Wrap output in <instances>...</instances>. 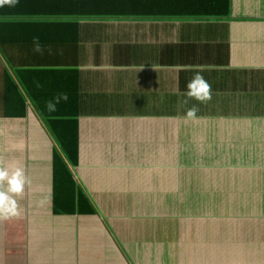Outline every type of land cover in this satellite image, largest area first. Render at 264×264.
Wrapping results in <instances>:
<instances>
[{
	"label": "crops",
	"instance_id": "obj_1",
	"mask_svg": "<svg viewBox=\"0 0 264 264\" xmlns=\"http://www.w3.org/2000/svg\"><path fill=\"white\" fill-rule=\"evenodd\" d=\"M41 1L6 0L0 11L7 18L13 4L25 10ZM167 1L199 7L184 19L147 20L154 24L127 39L104 21L84 20L78 30L49 26L61 37L84 34L92 62L78 60L74 76L46 73V56L0 45V167L9 174L20 168L26 178L22 194L9 193L19 214L0 216V264H181L186 257L202 264L203 248L226 251L210 264H264V0ZM134 47L169 54L167 75L152 59L119 57ZM197 73L210 85L207 101L186 95ZM148 80L150 86L135 85ZM11 83L25 104L15 92L7 95ZM25 88L44 101L68 88L67 102L55 110L66 112L62 118L79 114L78 165L69 168L95 214L54 213L56 143ZM190 109L206 115L181 116ZM158 112L164 115H132ZM195 132L206 136L191 142L186 135ZM6 186L0 180V191ZM208 195L229 213L180 211L200 208ZM235 199L253 211L234 213L228 201ZM175 244L181 249L172 258Z\"/></svg>",
	"mask_w": 264,
	"mask_h": 264
},
{
	"label": "trees",
	"instance_id": "obj_2",
	"mask_svg": "<svg viewBox=\"0 0 264 264\" xmlns=\"http://www.w3.org/2000/svg\"><path fill=\"white\" fill-rule=\"evenodd\" d=\"M229 1V0H228ZM15 3V2H13ZM11 3V4H13ZM230 3H227L224 16L228 14V7ZM184 9L181 10L180 7ZM199 7L198 3L189 2H171L162 0H43L33 6L25 7L22 5L13 4V8L7 13L8 17H4L3 11H0V45L4 48L6 45H17V51L20 53H30L32 57L43 58L47 57L49 64L41 65L46 73H58V74H71V76L78 74L77 68L79 67L78 60L91 63V56H88L90 51L84 47L82 43L83 33L80 31H74L72 34H66L61 37L59 33H50L49 26L58 27L64 23L75 26L82 25V21L89 20L86 24L95 25V21H104V26L107 23H112L115 29L120 28V32H117V37H123L127 39L128 34L135 28L139 31L146 29V23L154 24V22H148L147 20H170L172 19H184L189 17L193 9ZM40 10H34V9ZM7 11V12H8ZM59 16V17H58ZM68 20H62L64 18ZM93 20V21H91ZM111 21V22H110ZM157 22H155L156 24ZM11 27V32H7L2 28ZM20 28V31L19 29ZM78 30V29H77ZM130 30V31H126ZM18 35L14 38L15 33ZM99 39H101L99 37ZM87 40L85 36L83 41ZM95 40V39H94ZM123 50V49H121ZM159 52L162 51L158 49ZM154 49L150 47H134L129 52H122L119 57L130 61L139 62V60L152 59L160 67V73L166 76L169 71V67H172L173 60L169 58V54L162 53L163 56L152 55ZM74 60L70 61L71 59ZM41 58V59H42ZM175 63V61H174ZM164 69V70H162ZM23 70H17V74H20ZM24 72H26L24 70ZM18 77V75H17ZM22 83H25L22 81ZM21 83V84H22ZM64 84V82H63ZM150 86L149 80L145 83L135 82V85L139 88L142 85ZM9 91L17 93L18 88H13L14 85L9 84ZM24 85V84H22ZM25 86V85H24ZM68 88L61 93L52 95L51 99L41 97L39 98L33 90L25 88V96L35 106L37 113L46 123L47 130L51 137L55 141L56 145L53 150V170H54V197L53 204L56 208L53 209L55 214H84L93 215L97 212L92 204V201L81 190H76L73 174L69 168V165L76 167L78 165V129H77V117L79 114L64 116L59 110H50L48 104L52 103L56 106L61 105V102H67ZM47 93V92H45ZM19 94V102L25 104L23 96ZM57 95V96H56ZM66 96V99L63 98ZM10 99H8V102ZM17 107V105H16ZM21 114V113H20ZM12 115H18V113H12ZM133 117H154L161 116V112L148 113V114H132ZM188 116L187 113L181 114V116ZM206 114L194 113L191 117H204ZM69 124L73 126L72 130H66L65 126ZM194 185V184H193ZM192 184H187L188 188H193ZM201 207L196 209H183L181 212L187 215H205L211 214H226L229 213L228 207H223L222 201L216 196L210 197L209 195L200 198ZM229 204L235 206L233 212H252L243 208H238L240 202L233 200L228 201ZM187 204V203H185ZM198 206V205H196Z\"/></svg>",
	"mask_w": 264,
	"mask_h": 264
},
{
	"label": "clouds",
	"instance_id": "obj_3",
	"mask_svg": "<svg viewBox=\"0 0 264 264\" xmlns=\"http://www.w3.org/2000/svg\"><path fill=\"white\" fill-rule=\"evenodd\" d=\"M6 0H0V4L5 3ZM187 96L194 97L200 101H207L211 98L210 85L197 73L187 85ZM63 98L66 99V96ZM50 110H55V105L48 104ZM194 109H190L187 113L189 117L193 116ZM0 180H6L7 186L4 191H0V216L11 217L17 216L18 209L15 200L9 195V193L22 194L24 186L26 184V178L23 174V170L16 168L9 174L7 168L0 167Z\"/></svg>",
	"mask_w": 264,
	"mask_h": 264
},
{
	"label": "rangeland",
	"instance_id": "obj_4",
	"mask_svg": "<svg viewBox=\"0 0 264 264\" xmlns=\"http://www.w3.org/2000/svg\"><path fill=\"white\" fill-rule=\"evenodd\" d=\"M185 134V133H184ZM185 136V135H184ZM186 136H188L190 139H191V142H193V141H195V140H199L200 138H205V136L206 135H203V134H201V133H199V132H195V133H193L192 135H186ZM188 138V139H189ZM189 142H190V140H189ZM153 214L154 215H159L160 214V211H159V209H155L154 211H153ZM187 229H188V231L189 232H193L195 229H196V227L194 228V226H188L187 227ZM205 238H203L202 237V243L204 242V241H206V240H204ZM190 240H193V239H190ZM189 241V240H188ZM181 249V247H180V245L179 244H175V247L174 248H172V250H171V256H172V258H173V256L174 255H177L178 254V252H179V250ZM189 250H191V249H189ZM189 250H187V251H189ZM203 250H205L206 252H208V254H209V248H203ZM178 251V252H177ZM222 251H224V253L226 254V251L223 249ZM222 251L220 252L219 250H215L214 249V251L213 252H211V254H207V253H205V252H203V255H202V257H201V259H200V262H202V264H210V259H212L213 258V260L214 259H216V258H218L216 255L218 254V253H222ZM169 259H170V256L168 255L167 256ZM220 257V256H219ZM213 260H212V262H213ZM211 262V263H212ZM142 263H144V262H142ZM180 263L181 264H194L193 262H192V260L190 259V258H188V257H186L185 258V260L183 261V260H181L180 261ZM214 264V263H213Z\"/></svg>",
	"mask_w": 264,
	"mask_h": 264
}]
</instances>
